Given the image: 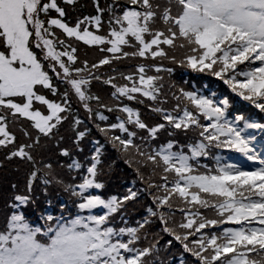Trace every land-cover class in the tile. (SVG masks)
<instances>
[{
  "label": "snow or ice",
  "instance_id": "1",
  "mask_svg": "<svg viewBox=\"0 0 264 264\" xmlns=\"http://www.w3.org/2000/svg\"><path fill=\"white\" fill-rule=\"evenodd\" d=\"M0 161L76 197L0 264H264V0H0Z\"/></svg>",
  "mask_w": 264,
  "mask_h": 264
},
{
  "label": "trees",
  "instance_id": "2",
  "mask_svg": "<svg viewBox=\"0 0 264 264\" xmlns=\"http://www.w3.org/2000/svg\"><path fill=\"white\" fill-rule=\"evenodd\" d=\"M179 80L180 76L174 77ZM184 79L187 80L188 76L185 75ZM190 83L194 81H189ZM203 86L213 89L215 88L214 78L210 80L202 81ZM198 87L200 85H197ZM237 107H241L239 101ZM228 152V150H222ZM233 157L235 162L237 158L243 160L238 153L228 152ZM4 167L0 168V235H12L17 230L13 228V225L22 224L25 229L38 233L40 230V224H43L46 228L48 225V219H50V213L56 214V219L60 218L61 211L67 214L66 209H61L60 202H65L66 205H71L76 198L72 193V182L70 180L71 173H60L61 179L57 180L55 175L49 174L52 183L49 184V180L44 176H36L35 182L32 177L25 180V169L19 171H12L15 165L11 162H2ZM125 167L119 158L116 160V165L113 171L121 174V181L123 180V173ZM14 180L15 184L12 189L8 188V181ZM116 190H119L118 186H113ZM29 202L34 215H23L21 205L25 204V201ZM39 221L37 223L36 221ZM174 251V250H173Z\"/></svg>",
  "mask_w": 264,
  "mask_h": 264
},
{
  "label": "rangeland",
  "instance_id": "3",
  "mask_svg": "<svg viewBox=\"0 0 264 264\" xmlns=\"http://www.w3.org/2000/svg\"><path fill=\"white\" fill-rule=\"evenodd\" d=\"M13 228H15V229L17 230V232L20 231L21 229L27 230V229H25V226L22 225V224H20V223H19V224H16V223H15V224L13 225Z\"/></svg>",
  "mask_w": 264,
  "mask_h": 264
}]
</instances>
